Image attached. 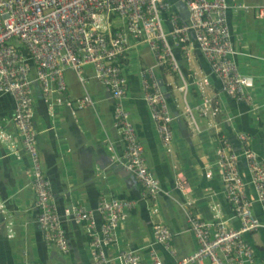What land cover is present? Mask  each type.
Returning a JSON list of instances; mask_svg holds the SVG:
<instances>
[{"label":"built area","instance_id":"obj_1","mask_svg":"<svg viewBox=\"0 0 264 264\" xmlns=\"http://www.w3.org/2000/svg\"><path fill=\"white\" fill-rule=\"evenodd\" d=\"M178 2L186 5L187 20L177 11ZM235 8L246 12L254 9L246 5ZM230 10L229 0H0V95H9L14 101L16 130L10 132L0 124V146L16 162L28 159L27 174L35 190L38 224L48 245L55 246L63 254L70 251L63 217L72 219L85 226L93 264H111L113 259L106 249L119 245V230L136 209L137 202L103 195L96 209L102 220L100 227L93 211L83 205L66 207L61 216L38 148L35 84L40 88L52 120L56 107H66L78 122L80 111L94 108L86 87L89 82L86 68L94 70V78L114 101V127L124 145L122 155L117 154L113 144L109 145L112 164L135 177L142 190L141 198L152 218H156L161 212V196H169V193L151 172L145 147L126 108L129 94L126 67L131 43L144 42L153 55L154 64L142 68L139 76L156 131L166 153L172 155L173 125L178 116L172 113L161 91L159 69L174 72L183 79V86L175 89L183 97L182 116L193 132L201 131L197 116L208 120L210 128H218L215 118L222 113V108L209 95L210 76L219 81L222 92L230 98L251 106L254 103L251 92L254 81L242 75L234 61L235 49L228 24ZM256 10L258 18L264 19V5ZM176 50L190 65L200 57L210 67V76L202 71L193 76V84L201 98L196 107L187 102L189 87ZM34 69L36 76L31 78ZM67 72H73L84 88V95L76 101L70 99ZM238 140L239 152L227 136L218 131L213 136L223 195L240 227L230 225L219 204L211 206L212 221H204L192 211L193 201L179 204L198 249L177 264H202L205 259L209 264H254L256 260L255 249L246 235L264 230V221L254 213L255 205L264 208V159L252 148L248 135L238 133ZM241 162L250 175V182L244 178ZM205 172L207 179L214 177L212 167H207ZM175 187L184 196L191 194L190 184L182 172L175 176ZM250 190L254 191V197L248 193ZM3 212L4 205L0 203V213ZM8 231L9 238H13V223L9 224ZM152 231L153 246H162L176 258L178 253L173 243L177 234L158 219L153 221ZM151 256L153 264H165L158 252L152 251ZM114 260L120 264H144L137 250L124 247H118Z\"/></svg>","mask_w":264,"mask_h":264},{"label":"crops","instance_id":"obj_2","mask_svg":"<svg viewBox=\"0 0 264 264\" xmlns=\"http://www.w3.org/2000/svg\"><path fill=\"white\" fill-rule=\"evenodd\" d=\"M228 24L231 29L235 49L234 61L239 72L254 81L251 90L254 103L249 105L238 102L222 92L219 81L210 76L208 63L200 58L191 65L179 50V58L185 81L189 87L187 102L196 107L201 102L193 76L202 71L211 79L209 95L221 104L222 113L215 118L218 128H210L208 120L197 116L200 132L189 129L183 115V97L175 87L184 84L176 73L159 69L157 76L168 88L174 104L171 111L178 120L173 125L175 146L174 153H166L156 131L149 108L144 99L139 72L144 67L154 64V58L144 42L133 41L129 52L126 75L129 81V94L126 108L136 127L138 136L145 147V157L151 172L158 177L165 192L159 200L160 216L156 217L177 235L174 247L176 258L160 246H153V219L146 202L141 198V187L135 177L112 164L109 145L113 144L118 155L124 152V145L114 127V101L108 90L93 76L94 70H86L89 77V93L94 101V108H87L78 114V122L71 117L66 107H56V115L51 119L44 103L40 88L35 84V126L38 132V148L45 175L51 182L55 202L60 214L63 209L73 204L83 205L93 215L99 227L102 224L100 215H96L99 199L105 195L121 200L137 202L136 209L128 221L119 230V245L107 248L113 259L111 264H120L114 258L118 247L137 250L144 264H153L151 253L158 252L165 264H177L180 260L194 254L198 249L197 241L189 231L182 207L187 201H193L192 211L204 221L213 220L211 206L219 204L230 225L240 227L233 218L231 207L223 195V184L216 167L217 144L213 141L218 131L227 136L236 150L240 151L238 133L248 135L252 148L264 159V19L257 16V8L264 5V0H229ZM246 5L252 11L236 10L235 7ZM169 27V25H167ZM196 47V46H195ZM195 53L198 50L195 48ZM69 73V72H68ZM95 80H94V79ZM87 84V85H88ZM69 87V85H68ZM87 87V86H86ZM83 87H69L72 101L80 99ZM89 89V88H87ZM176 100V101H175ZM170 105V103H169ZM14 101L9 95H0V124L8 131L15 133ZM175 109V110H174ZM186 141V144H184ZM8 151L0 146V203L4 213L0 214V264H25L40 262L43 264H93L90 247L84 225L76 224L72 219L63 217V228L67 235L70 251L59 254L55 246L48 245L42 229L38 224V209L35 206V190L32 179L27 174L28 159L16 162ZM212 167L214 177L206 178V168ZM182 168V169H180ZM241 169L246 176L248 171L244 164ZM182 172L190 182L191 194L184 196L175 187V176ZM194 188L190 177L196 178ZM76 177L77 182H74ZM76 184V185H75ZM67 190L71 195L67 196ZM254 197V191L248 192ZM74 201V203H72ZM255 215L264 221V208L254 207ZM13 223L15 236L9 238L8 226ZM247 241L256 253L254 264H264V231L246 235ZM153 246V247H152ZM157 250H156V249ZM205 259L202 264H209Z\"/></svg>","mask_w":264,"mask_h":264},{"label":"water","instance_id":"obj_3","mask_svg":"<svg viewBox=\"0 0 264 264\" xmlns=\"http://www.w3.org/2000/svg\"><path fill=\"white\" fill-rule=\"evenodd\" d=\"M176 9H177L178 12L181 13V17H182L183 20H187V19L189 18V12L187 11V7H186V5H185L183 2H178V3H176ZM178 60H179V58H178ZM159 83H160L161 91H162L163 94H165V96L167 97L168 102L170 103L171 108H174V107H173L174 104L172 103V100H171L170 95H169V93H168V88L165 86L164 81H163L162 79H159ZM174 110H175V109H174ZM237 151L239 152V150H237ZM241 165H242V162L240 163V167H241ZM126 173H128V172H126ZM243 174H244V173H243ZM244 178H245V180H246L247 182H250V181H251V178H250L249 173H247L246 176L244 175ZM70 195H71V192H70L69 190H67V196L69 197ZM97 204H98V203H97ZM70 207H71V206H70ZM95 209H97V206H96ZM64 210H65V209H63V214H62V212H61V216L64 215ZM59 213H60V211H59ZM96 215H97V216L99 215L97 211H96ZM261 231H264V230H261ZM155 246H160V245H155ZM160 247H161L162 249H164L162 246H160ZM155 249H156V248H155ZM156 250H157V249H156ZM164 250H165V249H164Z\"/></svg>","mask_w":264,"mask_h":264},{"label":"rangeland","instance_id":"obj_4","mask_svg":"<svg viewBox=\"0 0 264 264\" xmlns=\"http://www.w3.org/2000/svg\"><path fill=\"white\" fill-rule=\"evenodd\" d=\"M88 69H90V68H86V70H88ZM35 76H36V71H35V69L33 70V72H32V75H31V78H35ZM93 76H94V74H93ZM160 77V76H159ZM94 79V78H93ZM66 80H67V84L69 85V87L70 86H73V85H77V78H76V75L73 73V72H67L66 73ZM95 80V79H94ZM68 87V88H69ZM93 87V86H92ZM92 87H89V84L87 85V88H89L88 90H90V88H91V90H92ZM82 92L84 93V88L82 89ZM92 100H93V98H92ZM93 109V108H92ZM175 115V114H174ZM183 142H184V144H186V141H184L183 140ZM173 144H174V146H175V137H174V142H173ZM180 169H182V168H180ZM158 178V177H157ZM199 177L197 176L196 178H191L190 177V181H192L191 182V185H193V187L195 188L196 187V184H195V182L194 181H196V179H198ZM189 181V180H188ZM74 182L76 183L77 182V180H76V177H75V179H74ZM190 183V182H189ZM76 185V184H75ZM71 197H72V195H71ZM72 203H74V201L72 202ZM79 203H77V204H73V206H76V205H78ZM160 204V203H159ZM153 221H157L156 220V218H154L153 219ZM58 250V249H57ZM59 251V250H58ZM59 254H63L62 252H60L59 251Z\"/></svg>","mask_w":264,"mask_h":264},{"label":"clouds","instance_id":"obj_5","mask_svg":"<svg viewBox=\"0 0 264 264\" xmlns=\"http://www.w3.org/2000/svg\"><path fill=\"white\" fill-rule=\"evenodd\" d=\"M4 208H5V206H4ZM4 213V212H3ZM3 213H0V214H3Z\"/></svg>","mask_w":264,"mask_h":264},{"label":"trees","instance_id":"obj_6","mask_svg":"<svg viewBox=\"0 0 264 264\" xmlns=\"http://www.w3.org/2000/svg\"><path fill=\"white\" fill-rule=\"evenodd\" d=\"M158 76H160V74H158ZM177 116V115H176Z\"/></svg>","mask_w":264,"mask_h":264}]
</instances>
